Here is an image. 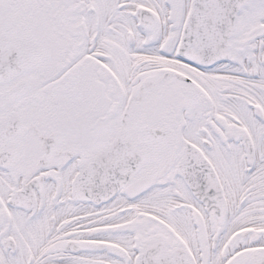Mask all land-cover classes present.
Instances as JSON below:
<instances>
[{"label": "snow or ice", "instance_id": "6c2138e0", "mask_svg": "<svg viewBox=\"0 0 264 264\" xmlns=\"http://www.w3.org/2000/svg\"><path fill=\"white\" fill-rule=\"evenodd\" d=\"M0 264H264V0H0Z\"/></svg>", "mask_w": 264, "mask_h": 264}]
</instances>
